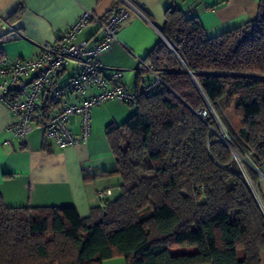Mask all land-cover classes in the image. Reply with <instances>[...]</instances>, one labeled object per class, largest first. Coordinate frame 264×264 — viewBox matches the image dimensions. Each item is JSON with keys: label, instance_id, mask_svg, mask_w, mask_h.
Instances as JSON below:
<instances>
[{"label": "trees", "instance_id": "16d2710c", "mask_svg": "<svg viewBox=\"0 0 264 264\" xmlns=\"http://www.w3.org/2000/svg\"><path fill=\"white\" fill-rule=\"evenodd\" d=\"M161 34L142 60L168 89L139 96L127 121L105 129L115 168L101 176L120 178L119 196L85 219L73 206L10 208L0 197V264H260L264 216L229 149L194 112L224 102L241 121L229 133L234 148L264 162V0L253 20L215 38L174 4ZM180 246L193 251L171 253Z\"/></svg>", "mask_w": 264, "mask_h": 264}, {"label": "crops", "instance_id": "0c3cea01", "mask_svg": "<svg viewBox=\"0 0 264 264\" xmlns=\"http://www.w3.org/2000/svg\"><path fill=\"white\" fill-rule=\"evenodd\" d=\"M258 1L134 0L138 11L132 10L128 20L118 26L117 41L99 61L106 69L121 70L124 84L129 90H136L137 60L145 59L163 39L165 13L174 4L186 16L198 17L207 37L215 38L253 20ZM121 4V0H0V51L8 60H32L39 52L38 44L54 42L83 9L106 19ZM19 9H22L20 18L11 23L10 17ZM100 38L98 27L91 25L76 42L91 44ZM72 73L68 70L62 80ZM140 77L141 85L144 77ZM132 114L117 102L95 107L91 111L87 143L60 150L45 140L40 130L32 132L23 144L13 139L8 130L15 119L0 100V197L4 204L10 208L73 206L79 217L85 219L92 208L116 199L120 194V178L101 176L115 168L105 129L111 123H124ZM259 166L257 190L264 201V162ZM105 189H111V196L98 198L96 193ZM103 264H124V261L114 258ZM260 264H264V252L260 255Z\"/></svg>", "mask_w": 264, "mask_h": 264}, {"label": "built area", "instance_id": "2783aa9c", "mask_svg": "<svg viewBox=\"0 0 264 264\" xmlns=\"http://www.w3.org/2000/svg\"><path fill=\"white\" fill-rule=\"evenodd\" d=\"M121 1L122 4L113 8L106 19L83 9L77 20L54 42L38 44L39 52L34 59L4 58L1 61L0 100L15 119L8 130L13 139L23 144L32 132L40 130L44 139L60 150L79 147L89 140L93 108L107 102L135 107L139 96L147 98L163 88L168 89L161 72L142 59L137 60L136 72L144 79L137 90L128 89L121 70L106 69L101 65L99 58L117 41L118 26L128 20L132 10L138 11L125 0ZM91 25L98 27L101 38L91 44L77 43L76 38ZM68 70L73 73L63 81ZM194 114L208 125L211 135H216L214 127L208 124L209 120L214 123L217 118L209 102L205 101ZM74 127H77V133H74ZM219 137L231 155L241 154L250 159L246 153L234 148L229 134L227 138ZM260 143L264 144V137ZM241 159L247 163L245 158ZM236 164L264 216V201L251 184L244 166ZM86 171L91 172V169ZM96 196L108 198L111 189L100 190Z\"/></svg>", "mask_w": 264, "mask_h": 264}, {"label": "rangeland", "instance_id": "374dc122", "mask_svg": "<svg viewBox=\"0 0 264 264\" xmlns=\"http://www.w3.org/2000/svg\"><path fill=\"white\" fill-rule=\"evenodd\" d=\"M126 108L129 111H131V113L135 112V108H129V107H126ZM214 111H215V114L217 116V118L214 121V128H213L214 131L216 132V135L215 134H212V135L217 140H219L221 142L222 140L219 136L223 137V135H224V137L227 138V134H229V133L233 134V135L238 133L239 127L241 125V121L235 115L234 111L231 108H228L224 102H220L219 105L218 104L216 105ZM246 154L248 156H250V154L248 152H246ZM239 155L240 156H238L237 154H234V156H233V154H232L231 157L233 156L234 160L238 164L243 165L245 169H247V168L251 169L253 172H255V174L258 172L257 169H259V171H261V168L259 165H257V164L254 165L248 157L246 158V156L244 157L241 154H239ZM241 157L245 158L248 164L245 163L241 159ZM191 251H193V248L180 246V247L172 249L171 253L174 255H179V254H183V253H187V252H191ZM114 262H116V261H114Z\"/></svg>", "mask_w": 264, "mask_h": 264}, {"label": "water", "instance_id": "95a60500", "mask_svg": "<svg viewBox=\"0 0 264 264\" xmlns=\"http://www.w3.org/2000/svg\"><path fill=\"white\" fill-rule=\"evenodd\" d=\"M162 38H163L164 41H166L165 38H164L163 36H162Z\"/></svg>", "mask_w": 264, "mask_h": 264}]
</instances>
